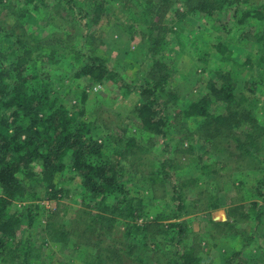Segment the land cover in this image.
<instances>
[{
  "label": "clouds",
  "instance_id": "clouds-1",
  "mask_svg": "<svg viewBox=\"0 0 264 264\" xmlns=\"http://www.w3.org/2000/svg\"><path fill=\"white\" fill-rule=\"evenodd\" d=\"M0 264H264V0H0Z\"/></svg>",
  "mask_w": 264,
  "mask_h": 264
}]
</instances>
